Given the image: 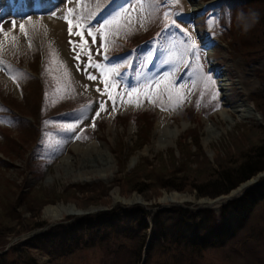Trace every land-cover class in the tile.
<instances>
[{"label": "rangeland", "instance_id": "rangeland-1", "mask_svg": "<svg viewBox=\"0 0 264 264\" xmlns=\"http://www.w3.org/2000/svg\"><path fill=\"white\" fill-rule=\"evenodd\" d=\"M230 2L0 0V254L5 264H130L128 248L121 247L142 238V215H148L151 234L158 209L176 211L167 212L175 218L177 208L208 209L190 201L164 205L165 195L176 192L205 197L190 188L156 186L157 180L143 173L205 181L219 163L235 166L263 142L264 108L255 99L264 106V48L252 49L249 42L240 48L233 20L244 4L237 8ZM194 6L199 10L192 14ZM65 17L73 21L74 33L84 31L83 38L69 34ZM70 41H77L75 52ZM89 59L101 67H86ZM240 80L247 82L245 88ZM226 95L233 99L230 106ZM242 99L244 105L237 107ZM97 101L103 102L99 116L94 115ZM68 124L76 130H62ZM132 175L140 178V191L129 189ZM255 178L262 183L264 171ZM136 196L144 202H126ZM51 205H73L83 213L54 221L45 212ZM4 206L18 216L13 223L2 214ZM209 208L220 216L221 208ZM76 221L78 228L67 235ZM34 233L41 239L26 245ZM238 235L226 246L204 251L201 263L261 264L264 202ZM187 255L180 263L188 264ZM145 257L146 249L144 262ZM148 261L168 259L156 249Z\"/></svg>", "mask_w": 264, "mask_h": 264}, {"label": "trees", "instance_id": "trees-1", "mask_svg": "<svg viewBox=\"0 0 264 264\" xmlns=\"http://www.w3.org/2000/svg\"><path fill=\"white\" fill-rule=\"evenodd\" d=\"M231 2H234L237 5V8L244 4L243 8H241L243 13L238 14V10L236 9L237 11L234 14L233 20L235 26L234 30L240 31V48H243L245 43L249 42V44L252 45V49L256 48V45H258L260 48L257 50H262V48H264V38L260 39L258 36L264 34V0H231ZM231 44L233 45L234 42ZM257 56L259 57L260 55ZM262 73L261 75L264 77V72ZM259 99V97L255 99L256 106L264 108V106H261ZM141 121L139 122L141 123ZM143 122L147 124L146 121L143 120ZM142 128H144V126ZM141 137L144 136L142 135ZM262 138L264 139V136ZM261 171H264V140L260 144H256L255 147H251L250 151L246 153L239 164L227 168L219 163L218 167L212 170L208 180L205 181L197 180L194 182L193 180H189L187 175L184 180L179 177L177 173H165L162 175L156 173L158 174V177L156 178L152 177L154 175L150 172L143 173V171L141 173H143V177L151 179V181L157 180V183H155L157 184L156 186L161 185L162 188L166 187L170 190L177 189L179 191H184L187 188H190L196 190L200 197L210 196L216 198L220 195L230 194L231 190L237 188L240 184L251 179V177ZM149 173L152 176H150ZM138 180H140V178H137L135 175H132L131 178L128 179V187L130 190H139ZM263 202L264 186L255 191H251V193H248L239 199L227 203L222 207L219 217L215 215L214 210L210 208L199 209L196 212L190 210L183 211L182 208H177L178 210H176L180 213L177 218L169 216V214L175 215L176 211L170 209L159 210L151 217V234L148 233L150 226L147 222L148 215L145 213V215H142L139 219V225L142 226L144 231L142 238L139 239V242H136L135 246L133 244L131 247H121V249L125 250L128 248L127 251H129L130 254V260L128 262L130 264H149L148 260L155 253L156 249L160 250L164 255H167L168 261H165L163 264H175L173 259L176 261V264H182L180 261H184V256H186L189 251H191V255L190 253L187 255L190 256L188 264H202L200 257L204 251L211 248H221L222 246H226L232 241L239 239L238 234L247 226L253 210L258 204H262ZM28 208L33 210L32 207ZM167 212H169V214ZM112 213L113 211L102 214L112 215ZM2 214H4L6 218L8 217L10 219L9 222L11 223H13L18 217L16 214L12 213L11 209H8V207L5 206L2 207ZM162 214H167V218H163L161 216ZM126 215L128 217L130 216L129 213L125 212V216ZM38 225L41 226L40 224ZM111 225H113V222ZM6 226H10V223L6 224ZM62 226H64V224L51 227L48 232L56 231ZM68 226L71 228L66 234L70 235L71 231L73 232L75 230V226L78 228L77 221ZM49 234L50 233H48L47 236H49ZM134 237V235H131V238ZM38 239H41V236L30 238L26 242V245L33 241L37 243ZM62 240L65 242L67 238H63ZM50 248H53V245H50ZM144 249L147 251V258L145 260L146 262L143 263L141 260V254ZM178 254L179 259L175 258ZM4 258H6L5 255L0 254V264H5L4 260H2ZM171 258L173 259L171 260ZM261 264H264V258L262 259Z\"/></svg>", "mask_w": 264, "mask_h": 264}, {"label": "bare ground", "instance_id": "bare-ground-1", "mask_svg": "<svg viewBox=\"0 0 264 264\" xmlns=\"http://www.w3.org/2000/svg\"><path fill=\"white\" fill-rule=\"evenodd\" d=\"M5 1H7V0H5ZM198 10L199 9L196 6H194V8H190L189 9V11L192 14L197 13ZM54 25L56 26V28L58 29V31H61L63 29L62 28V25H60V24H57L56 25V23H54ZM224 75L225 76H228L226 80H228L230 82V79H229L230 78L229 77L230 76L229 70H227V73L225 72ZM246 83L245 82H242L241 80L239 81V84L242 85L243 88H245L244 86L246 85ZM230 84L231 83H226L227 86H231ZM224 99H225V101L227 102V104L229 106H230V104L232 105V100L233 99H231L229 95H226V98H224ZM243 105H244L243 99H242V101H239L237 103V107H241ZM258 182L259 181H258L257 178L251 179L250 181H248V183L244 184L242 187H240V189H238V191L235 193L236 197H234L233 199H230V201L239 199V198L243 197L244 195H246L248 193H251V191H254V189H251L248 192H241V191L245 190L246 188L251 187V185L257 184L259 187H262L264 185V181L262 183H258ZM223 199L224 198H219V199L214 200L212 198H209V199H206V200H204V199L196 200V198L194 196H191V195H188V194L187 195H182V194H179V193L176 192V193L166 194L165 197H164V199H163V202H164V205H166V204H172L173 205V204H176V203L177 204H180V205H185V203H187L188 201L193 202L196 205L202 204L204 202H206V203L212 202L213 204L218 205ZM139 201L142 202V203L144 202L141 197L136 196L132 200H128L126 202L127 203H130V204H133V203H136V202H139ZM230 201H226L225 203H222V204L223 205H226ZM166 209H167V207H166ZM219 209H220V207H219ZM162 210H164V209H162ZM198 210H199V208L196 211H198ZM157 211H159V209ZM45 212H46V215L47 216H50L51 218H53L54 221L55 220H58L59 218H61V216H63L64 214H69L70 213V214L80 215L81 213H83L81 210L79 211L73 205H69L68 207L61 206V205H58V206L51 205V206H48L45 209Z\"/></svg>", "mask_w": 264, "mask_h": 264}, {"label": "snow or ice", "instance_id": "snow-or-ice-1", "mask_svg": "<svg viewBox=\"0 0 264 264\" xmlns=\"http://www.w3.org/2000/svg\"><path fill=\"white\" fill-rule=\"evenodd\" d=\"M65 20L69 24L68 31H69L70 35H76V36H79L81 38L84 37V31L83 30L77 31L75 33L73 32V21L72 20L68 19V17H65ZM11 23H12L13 28H15L16 27L15 21H12ZM173 26L179 28V25H175L174 22H173ZM20 30H21V32H24L25 35H27V33L25 32V27H24L23 24L20 25ZM89 35L90 36L92 35L91 29H89ZM4 36L8 37V33L4 32ZM13 39H15V37H13ZM69 43L73 45L72 51L75 52L76 51V43H77V41H70ZM86 43H88L87 39H83L82 40V44H86ZM93 43H95L94 39H93ZM90 51L91 50L89 49V53H90ZM97 52L101 53V49L98 48ZM74 58H75V60L80 61V55L79 54H77ZM104 58L107 59L106 56ZM86 67L100 68L101 65L100 64H93V63H91V60L89 59V62L86 65ZM79 70L80 69L77 68V71H79ZM117 75H119V74L117 73ZM86 78L89 79V80H96L97 79L96 76L91 75V74H87ZM84 88H85V90H87V85H85ZM96 90L100 91L99 88H97ZM132 91L135 92L136 89L133 88ZM97 107H98V110L94 113L95 116H99L100 110H103V102L97 101ZM113 109H115V103H113ZM62 130L73 131L74 132L76 130V125H74V124L64 125V126H62Z\"/></svg>", "mask_w": 264, "mask_h": 264}, {"label": "water", "instance_id": "water-1", "mask_svg": "<svg viewBox=\"0 0 264 264\" xmlns=\"http://www.w3.org/2000/svg\"><path fill=\"white\" fill-rule=\"evenodd\" d=\"M243 186V185H242ZM241 186V187H242ZM258 185L257 184H255V185H251V187H248V188H246V191H249V190H251V189H254V188H256ZM238 190L236 189V190H233V191H231L230 193V195L229 196H227V197H223V196H221L220 198H224L220 203H225L226 201H230V199H233L234 197H236V195H235V193L237 192ZM240 195V194H239ZM238 196V195H237ZM207 198H205L204 200H206ZM214 200H216V199H214ZM219 203V204H220ZM201 207H206V208H209L210 206H214L213 205V203L212 202H209V203H206V202H204V203H202V204H199ZM35 234V233H34Z\"/></svg>", "mask_w": 264, "mask_h": 264}]
</instances>
